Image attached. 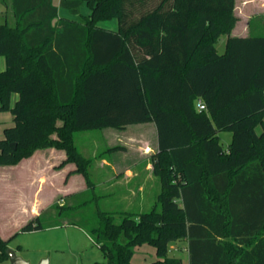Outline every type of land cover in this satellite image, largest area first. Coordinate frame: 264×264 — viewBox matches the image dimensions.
<instances>
[{"label":"trees","instance_id":"1","mask_svg":"<svg viewBox=\"0 0 264 264\" xmlns=\"http://www.w3.org/2000/svg\"><path fill=\"white\" fill-rule=\"evenodd\" d=\"M1 1L0 110L14 124L0 139V165L55 147L66 153L60 167L75 163L88 185L21 231L88 221L104 264H135L143 243L157 252L146 264H185L169 255L185 238L187 264H264V34L231 36L235 0ZM112 17L117 29L99 24ZM143 122L157 129L159 203L103 210L75 135ZM222 131L232 133L227 149ZM7 249L0 235V260Z\"/></svg>","mask_w":264,"mask_h":264},{"label":"crops","instance_id":"2","mask_svg":"<svg viewBox=\"0 0 264 264\" xmlns=\"http://www.w3.org/2000/svg\"><path fill=\"white\" fill-rule=\"evenodd\" d=\"M60 1L53 0L57 6L60 5ZM0 8V17L4 18L5 9L3 7ZM253 8L258 9V13L248 17L245 24H243L240 18L242 20L246 19L248 16L246 12ZM238 9H241L242 12L238 13ZM60 12L63 14L62 9ZM7 14L10 20L11 12L8 11ZM235 14L238 20L231 31V36L264 34V0H235ZM252 30H255V32H252ZM228 37L227 35L226 42ZM4 68L5 58L4 56H0V70ZM17 98L18 94H14L13 101ZM6 124L13 125L14 116L10 111L0 110V139L4 137ZM105 129L107 130L105 135L98 136L94 140L103 139L107 147H100L101 143H99L96 146L98 148L92 147V156H87L91 159L89 173L93 184L96 188L99 186L104 187L102 195L107 199L106 201L111 203L110 211L135 213L147 211L145 210V205L153 200L158 201L159 189L161 187L159 176L154 172L155 154L158 152V136L155 124L153 122H143L127 125L124 129H118L119 131L112 127L100 130ZM112 129L114 136L108 137L107 133ZM257 130L260 132L261 127L259 126ZM130 131L133 133H129ZM220 136L225 149H227L232 139V133L222 131L220 132ZM94 137L97 136L94 135ZM66 158L64 150L55 147L39 148L35 150L33 155L23 158L18 164L0 165V187L5 186V190L4 188H0V206L2 203H10L13 204L14 209L21 212L25 217L21 228L31 218L40 215L50 206L46 207V204L42 203L47 200L46 196L42 193V189L47 187L49 180H52L49 179L51 177L47 171H53V165H60ZM75 169L76 164L68 162L56 171H53L54 174L51 173V176L55 175L58 180H61L60 184L56 183L57 187H59L58 192L69 195L87 188L86 186L88 185L85 177L80 173L74 172ZM51 185H53L52 181ZM81 185H84L85 188H78ZM7 187H10L11 190L6 191ZM32 188L33 191L31 192L30 189ZM10 193H12V196L17 194L15 196L17 198H11ZM217 199L221 201L224 198L219 197ZM135 201L137 205L131 204ZM112 202L118 203L119 206H115L114 208ZM253 202L258 204L260 201L254 199ZM254 213H256L255 210ZM0 235L3 239L9 240L7 236L1 233V230ZM171 246L186 250L189 262L188 238L174 242ZM184 263L187 264L186 262ZM0 264L8 263L6 259H2L0 260Z\"/></svg>","mask_w":264,"mask_h":264},{"label":"rangeland","instance_id":"3","mask_svg":"<svg viewBox=\"0 0 264 264\" xmlns=\"http://www.w3.org/2000/svg\"><path fill=\"white\" fill-rule=\"evenodd\" d=\"M0 7H4L2 1L0 0ZM88 8L85 6L83 7V12L88 13ZM63 15H67V11L62 9ZM238 13H241L242 10L238 9ZM258 13V9H250L246 12L247 18L243 19L240 18L243 24H245L248 17ZM257 19V18H255ZM4 19L0 17V21ZM257 21V20H255ZM12 23V22H11ZM101 26L110 28V29H117L118 28V19L116 17H112L110 19L102 20L99 22ZM242 27V26H240ZM255 32V30H252ZM258 34V33H256ZM227 35H222L217 44V50L223 52L225 49V42H226ZM12 126L11 124H6V127ZM105 130L95 129V130H86L77 132L75 135V142L81 152L85 156H92L91 149L93 146H98L101 143L100 147H107L105 141L103 139L94 140V138H98V136L105 135ZM116 131V130H115ZM117 131H119L117 129ZM133 133V132H129ZM227 133V132H225ZM97 136V137H94ZM108 137H113L114 132L113 129L107 133ZM106 140V138H105ZM98 148V147H96ZM33 155V154H32ZM94 165V164H93ZM92 165V167H93ZM64 166V165H63ZM60 168V165L54 164L52 169L56 171ZM52 170L47 171L49 176L52 180H49V184L47 187L42 189L43 195L46 196L47 200L42 202L46 207L52 205L53 203H63L65 197L70 196L64 195L62 192H58V188L56 183L60 184L61 180H58L55 175L51 176V173L54 174ZM51 181L53 185H51ZM60 182V183H59ZM55 184V185H54ZM50 185V186H49ZM5 187V186H4ZM4 187H0L3 189ZM87 187V186H86ZM34 188V187H33ZM33 188L30 191H33ZM78 188L83 189L85 186L81 185ZM104 187H97L96 192L99 194H103L102 189ZM5 190V188H4ZM3 190V191H4ZM11 190L10 187L6 188V191ZM161 193V187L159 189ZM11 192V191H10ZM17 196V194L15 195ZM12 196L10 193V197H17ZM107 199L102 196L99 201V207L103 210H110L111 203L106 201ZM136 202V201H135ZM131 204H136L135 203ZM159 203L158 201L153 200L152 202L145 205V210H151L155 204ZM96 202L93 201L92 204L87 207L86 211L94 212ZM115 206H119L118 203L112 202ZM13 204L10 203H2L0 206V230L1 233L9 238L8 240V248L14 250L18 256L22 257L23 259L29 261L30 264H38L41 260L48 258L49 264H104L105 257L102 253L100 247L92 240L89 236L90 226L88 221L81 220V227L77 225H63V226H56V227H49L40 230H31V231H21V226L25 221V217L19 212L18 210L13 208ZM31 218L30 220H32ZM29 220V221H30ZM121 220L120 214L115 215V221L119 222ZM28 221V222H29ZM182 243V242H181ZM172 245V244H171ZM169 246V255L175 257H181L183 262H188V253L184 249H180L178 247ZM157 259V252L156 248L148 243H143L138 245L135 248L134 254L132 256V261L135 264H146L150 263ZM8 264H10L9 259L6 260Z\"/></svg>","mask_w":264,"mask_h":264},{"label":"water","instance_id":"4","mask_svg":"<svg viewBox=\"0 0 264 264\" xmlns=\"http://www.w3.org/2000/svg\"><path fill=\"white\" fill-rule=\"evenodd\" d=\"M10 264H30L29 261L18 256L17 253L12 249H7ZM38 264H49V259H43Z\"/></svg>","mask_w":264,"mask_h":264},{"label":"built area","instance_id":"5","mask_svg":"<svg viewBox=\"0 0 264 264\" xmlns=\"http://www.w3.org/2000/svg\"><path fill=\"white\" fill-rule=\"evenodd\" d=\"M0 13H1V8H0ZM197 105H198L199 109H206V105L203 102V100H201V99L197 102Z\"/></svg>","mask_w":264,"mask_h":264}]
</instances>
